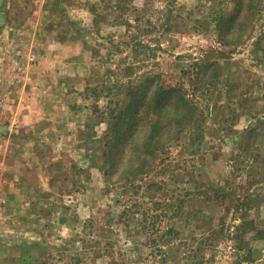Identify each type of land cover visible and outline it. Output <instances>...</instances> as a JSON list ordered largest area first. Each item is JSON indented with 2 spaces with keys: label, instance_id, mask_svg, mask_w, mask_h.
Listing matches in <instances>:
<instances>
[{
  "label": "rangeland",
  "instance_id": "obj_1",
  "mask_svg": "<svg viewBox=\"0 0 264 264\" xmlns=\"http://www.w3.org/2000/svg\"><path fill=\"white\" fill-rule=\"evenodd\" d=\"M47 1L78 127L32 136L0 264H264V0Z\"/></svg>",
  "mask_w": 264,
  "mask_h": 264
},
{
  "label": "crops",
  "instance_id": "obj_2",
  "mask_svg": "<svg viewBox=\"0 0 264 264\" xmlns=\"http://www.w3.org/2000/svg\"><path fill=\"white\" fill-rule=\"evenodd\" d=\"M6 9V25L0 26V195L10 208L16 200L28 206L26 192L45 185L26 157L32 136L55 145L64 128L78 127L79 110L73 108L72 87L62 86L57 72L69 29L45 24L47 0H8Z\"/></svg>",
  "mask_w": 264,
  "mask_h": 264
},
{
  "label": "trees",
  "instance_id": "obj_3",
  "mask_svg": "<svg viewBox=\"0 0 264 264\" xmlns=\"http://www.w3.org/2000/svg\"><path fill=\"white\" fill-rule=\"evenodd\" d=\"M191 119V116H185L184 117V121H186V123L187 122H189V120ZM183 122H180L178 125H181ZM176 127H178L177 125H176ZM180 130V129H179ZM155 129H153L151 132H150V134H149V136H148V140H149V142H147V146H148V151H149V149H151V151H153V153H155L156 152V150L159 148V147H161V146H163L162 144H159V143H157L156 145L154 144V142H152L153 141V135H154V133H155ZM183 131V129H181V132ZM181 132H179V134L181 133ZM171 139V140H170ZM168 140H170L171 141V143L172 142H174L175 140H176V138H174V137H170ZM145 173V170H142L141 171V174H144ZM135 177H137V176H135Z\"/></svg>",
  "mask_w": 264,
  "mask_h": 264
},
{
  "label": "built area",
  "instance_id": "obj_4",
  "mask_svg": "<svg viewBox=\"0 0 264 264\" xmlns=\"http://www.w3.org/2000/svg\"><path fill=\"white\" fill-rule=\"evenodd\" d=\"M5 205H6V199H4V198L0 195V209H2Z\"/></svg>",
  "mask_w": 264,
  "mask_h": 264
},
{
  "label": "water",
  "instance_id": "obj_5",
  "mask_svg": "<svg viewBox=\"0 0 264 264\" xmlns=\"http://www.w3.org/2000/svg\"><path fill=\"white\" fill-rule=\"evenodd\" d=\"M3 2H4V0H0V9H1V6H2V4H3ZM3 19H2V16H1V10H0V26H1V21H2ZM0 131L2 132V128L0 127Z\"/></svg>",
  "mask_w": 264,
  "mask_h": 264
}]
</instances>
